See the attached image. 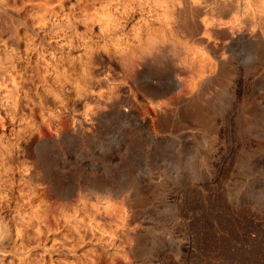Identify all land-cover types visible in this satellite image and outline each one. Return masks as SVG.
Segmentation results:
<instances>
[{
	"label": "rangeland",
	"instance_id": "obj_1",
	"mask_svg": "<svg viewBox=\"0 0 264 264\" xmlns=\"http://www.w3.org/2000/svg\"><path fill=\"white\" fill-rule=\"evenodd\" d=\"M173 1L0 0V264H264V0Z\"/></svg>",
	"mask_w": 264,
	"mask_h": 264
},
{
	"label": "bare ground",
	"instance_id": "obj_2",
	"mask_svg": "<svg viewBox=\"0 0 264 264\" xmlns=\"http://www.w3.org/2000/svg\"><path fill=\"white\" fill-rule=\"evenodd\" d=\"M123 1H124V0H123ZM129 1H130V0H129ZM145 1H146V0H145ZM155 1H156V0H155ZM163 1H164V0H163ZM174 1H175V0H174ZM174 1H173V2H174ZM176 1H178V0H176ZM181 1L183 2L182 5H181V3H180ZM197 1H198V3H199L200 6L196 5V1H195V0H184V1H183V0H180V2H178V3H179L181 6H183V7H181V9L183 8V10L180 9V5H179L178 8L182 11V13H180L181 11H180L179 9H177V14H178V10H179V13H180L182 16L179 15L180 18H178L179 16L177 17V15L175 14V11H174V13L172 12L173 14L176 15V20H177V18H178V19H181V17H183V19H185L186 16H187V14H189V15L191 14V15H192V14H193V13H192L193 10L196 9L197 6H198V7H202V5H205V3L207 2V0H197ZM118 2H119V0H118ZM149 2H150V1H149ZM152 2H153V1H152ZM152 2H151V3H152ZM157 2H158V1H157ZM157 2H156V4H157ZM173 2H172V4H173ZM128 3H129V2H128ZM144 3H145V2H144ZM146 3H147V2H146ZM159 3H160V2H159ZM166 3H167V1H166ZM175 3H176V2H175ZM175 3H174L173 5H175ZM178 3H177V4H178ZM154 4H155V3H154ZM156 4H155V5H156ZM164 4H165V2L163 3V5H164ZM170 4H171V2H170ZM118 5H120V4H118ZM149 5H150V4H149ZM149 5H148V6H149ZM151 5H153V4H151ZM173 5H172V6H173ZM158 6L160 7V5H158ZM123 7H124V5H123ZM155 7H157V5H156ZM161 7H162V5H161ZM128 8H129V6L127 7V9H128ZM150 8H151V7H150ZM153 8H154V7H153ZM153 8H152V9H153ZM169 8H170V7H169ZM134 9H135V8H134ZM161 9H162V8H161ZM161 9H160V10H161ZM167 9H168V4H167ZM175 9H176V8H175ZM123 10H124V9H123ZM123 10H122V12H124ZM199 10H200V9H199ZM132 11H133V10H132ZM127 12H128V11H127ZM153 12H154V11H153ZM150 13H151V12H150ZM159 13H160V12H159ZM156 14H157V13H156ZM122 15L124 16V14H122ZM132 15H133V14H132ZM150 15H151V14H150ZM152 15H154V13H153ZM125 16H126V15H125ZM154 16H155V15H154ZM163 16H164V14H163ZM171 16H172V14H171ZM193 16H194V15H193ZM109 17H110V16H109ZM126 17H127V16H126ZM126 17L124 18L125 21H126ZM155 17H157V16H155ZM161 17H162V16H161ZM174 17H175V16H174ZM189 17H190V16H189ZM159 18H160V17H159ZM165 18H166V17H165ZM169 18H170V17H169ZM187 18H188V17H187ZM187 18H186V19H187ZM190 18H192V16H191ZM190 18H188L189 21L191 20ZM120 19H122V16H121ZM130 19H131V18H130ZM151 19H152V18H151ZM155 19H156V18H155ZM127 20H128V19H127ZM157 20H159V19H157ZM160 20H161V19H160ZM174 20H175V18H174ZM181 20H182V19H181ZM108 21H109V20H108ZM123 21H124V20H123ZM178 21H179V20H178ZM186 21H187V20H186ZM186 21L183 20V21L181 22V23H183V26H184V22H185V26H186ZM191 21H192V20H191ZM114 22H116V21H114ZM114 22H113V23H114ZM179 22H180V21H179ZM105 23H106V22H105ZM110 24H111V23H110ZM117 24H120V23H117ZM188 24H189V23H188ZM104 25H105V24H104ZM180 25H182V24H180ZM105 26H106V25H105ZM113 26H114V25H113ZM183 26H182V27H183ZM188 26H189V25H188ZM107 27H108V26H107ZM115 27H116V26H115ZM189 27H190V26H189ZM191 27H192V25H191ZM101 28H102V27H101ZM104 28H105V27H104ZM121 28H122V27H121ZM187 28H188V27H187ZM194 28H195V27H194ZM109 29H110V27H109ZM189 29H190V30H193V28H192V29L189 28ZM111 30H112V29H111ZM115 30H116V29H115ZM206 31H207V30H206ZM206 31H205V32H206ZM159 59H160V57H159ZM127 61H128V60H127ZM130 61H131V59H130ZM130 61H129V62H130ZM131 62H132V61H131ZM133 62H134V61H133ZM129 64H130V63H129ZM131 66H132V65H131ZM155 74H156V73H155ZM144 87H145V86H144ZM168 88H169V87H168ZM164 90H165V89H164ZM168 90H169V89H168ZM171 90H172V89H171ZM154 91H155V90H154ZM165 91H166V90H165ZM162 92H163V91H162ZM161 94H162V93H161ZM164 94H165V93L163 92V95H164ZM41 147H42V146H41ZM45 149H46V148H45ZM48 152H49V151H48ZM39 156H40V155H39ZM43 157H44V156H43ZM60 192H61V191H60ZM57 195H58V194H57ZM5 229H6V227H4V229L2 230V232H1V234H0V237H2L1 235H3V233L6 231Z\"/></svg>",
	"mask_w": 264,
	"mask_h": 264
}]
</instances>
